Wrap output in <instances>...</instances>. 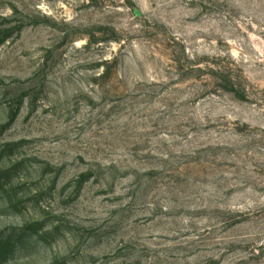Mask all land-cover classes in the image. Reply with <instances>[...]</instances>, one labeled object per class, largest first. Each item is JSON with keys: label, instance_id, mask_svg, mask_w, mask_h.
<instances>
[{"label": "rangeland", "instance_id": "rangeland-1", "mask_svg": "<svg viewBox=\"0 0 264 264\" xmlns=\"http://www.w3.org/2000/svg\"><path fill=\"white\" fill-rule=\"evenodd\" d=\"M31 3L0 0V49L10 40L9 48L22 40L23 49L19 57L0 50V87L15 101L0 117V258L40 227L9 217L59 192L68 193L61 203L72 215L96 226L53 264H264V113L256 102L264 99V0H146L143 7L45 0L39 10ZM41 69L53 78L48 106L36 105L39 91L25 102L28 93L4 85L27 83ZM216 89L244 93L243 122L208 103ZM58 93L84 118L82 129L112 137L104 148L113 155L126 156L125 141H133L125 163L134 166L109 164L105 172L61 161L67 120L57 119L53 136L49 103ZM229 103L239 107L231 96ZM6 130L18 139H5ZM21 150L38 155L12 162ZM29 162L43 164L35 176ZM99 229L109 245L120 232L137 238L92 256Z\"/></svg>", "mask_w": 264, "mask_h": 264}, {"label": "clouds", "instance_id": "clouds-1", "mask_svg": "<svg viewBox=\"0 0 264 264\" xmlns=\"http://www.w3.org/2000/svg\"><path fill=\"white\" fill-rule=\"evenodd\" d=\"M86 2V0H81V3ZM137 7H143L146 4V0H133ZM45 0H32V3L29 5L30 8L39 10L44 7ZM71 6V4L69 5ZM150 7V6H149ZM157 7H160V4H157ZM123 11L128 12L127 6ZM154 11V10H153ZM129 21L135 19L134 16L128 17ZM140 27L139 24H136L134 31ZM23 39V38H22ZM127 39V37H126ZM22 40L16 41L15 44H12V47L9 48L11 40L5 42L2 46L3 52L11 53L13 56L19 57L20 52L23 50L21 45ZM132 45L129 44L128 47ZM128 49L125 48V51ZM23 57H20V60H23ZM13 66L9 65L8 75L15 76L16 73L11 71ZM35 69H39V64L35 66ZM99 71H103V68H100ZM33 70H29L31 74ZM95 74V73H93ZM84 75H89V73H84ZM52 77L49 76L47 80L44 79V70L36 71L34 74V79L29 80L27 83H12L11 80L5 79L4 85L7 88L17 89L20 92H26L27 95L23 96L25 102L32 99L36 91L41 92L40 100L36 101V105L48 106L44 104V94L50 93V90L54 85L52 84ZM208 79V78H206ZM211 90V85L208 88L204 89L205 92ZM216 95H209L207 101L209 104H214L217 106V111L222 112L224 116L231 115V118H234L238 121L243 122L245 115L242 113L241 108L245 107L246 101L250 102L247 97H244V93L240 90H237L235 95L231 93L226 94L220 89H216ZM5 87H0V102H2V108H0V117L7 118V112L10 105L15 103L13 97L4 96ZM99 95V93H97ZM232 97L233 100L237 101L239 107L234 103H229V98ZM251 96V93H249ZM65 96L63 93H58L57 95L52 96L49 101L50 104H55L56 107L52 108L51 111L55 112L56 115L52 117L51 123L53 125V130L51 134L54 136L56 131L60 129L56 126L57 119L63 117L64 120H67V123L64 124L63 134L58 138L61 145L62 151L65 153L61 157V161H67L70 167H76L81 170H98L103 169L105 172L110 171L106 168V165L115 164L117 168L127 167L132 168L133 160L128 159L125 163L127 155L131 154V144L133 141H125L126 146L129 148V153L126 156H115L111 152L107 151L104 148V144L112 139L107 132H102L101 129H95V134H91V130L88 128H81L83 123V117L79 116L76 112L71 110L70 104H65ZM6 101V102H5ZM256 102L260 104V108L257 109L259 113H264V99L256 98ZM34 105V107H36ZM207 106V105H206ZM222 106V107H221ZM108 107H111L109 105ZM255 107V105H253ZM63 109V111H61ZM36 110H39L38 108ZM107 112V109H105ZM91 115V113H90ZM43 119V118H42ZM264 126V125H262ZM14 127V125L10 126ZM115 134V130H113ZM18 139V137H9L7 130L5 132V139ZM189 139L191 137L189 136ZM3 141H0L2 143ZM38 155V153H33L25 150H21L19 155H15L11 158L12 162H15L17 159L24 158L25 156ZM165 155V153H161ZM77 156L84 157V164L81 165L76 159ZM45 159H48L45 157ZM61 161L52 160V163H58ZM7 163V161L5 162ZM40 167H43V164L40 162H29L26 164L27 171L31 172L33 176L36 175V170ZM23 177H21L22 179ZM131 179V177H129ZM71 190L69 189V192ZM68 193L61 195L57 192L55 199L46 200L40 205H34L29 203L26 205L27 211L23 215H13L9 217L11 223L16 224L17 226L22 227L26 222H40V227L37 231L29 233L25 239L16 245V249L13 254L4 256L0 258V264H53V260L62 256H65L66 253L79 242V235L82 234L83 229L92 228L96 225L91 222H85L82 219H77L76 215H72L69 212L70 205H62L61 201L67 196ZM75 199V197H73ZM151 198H149L150 200ZM157 199H159L157 197ZM149 207L151 205L149 204ZM111 223V221L109 222ZM58 225L60 227H58ZM108 225H105L107 227ZM103 229H99L93 235L96 237V250L90 251V255L99 256L102 252L109 251L110 249H115L120 245V241L123 240L125 244H128L130 241L135 240L137 237L134 236L131 232H120L118 236L112 237V243L108 244V237L101 235ZM104 243H101V241ZM98 264H108V261L100 260ZM112 264H122V261L116 260L112 261Z\"/></svg>", "mask_w": 264, "mask_h": 264}, {"label": "trees", "instance_id": "trees-1", "mask_svg": "<svg viewBox=\"0 0 264 264\" xmlns=\"http://www.w3.org/2000/svg\"><path fill=\"white\" fill-rule=\"evenodd\" d=\"M5 38H6L5 35L0 38V44L5 40ZM14 116H15V112H11L10 113V120H12L14 118Z\"/></svg>", "mask_w": 264, "mask_h": 264}, {"label": "water", "instance_id": "water-1", "mask_svg": "<svg viewBox=\"0 0 264 264\" xmlns=\"http://www.w3.org/2000/svg\"><path fill=\"white\" fill-rule=\"evenodd\" d=\"M135 15H138V13H135Z\"/></svg>", "mask_w": 264, "mask_h": 264}]
</instances>
